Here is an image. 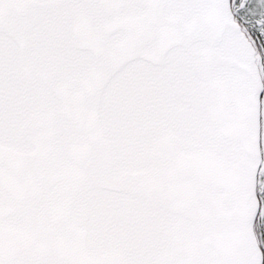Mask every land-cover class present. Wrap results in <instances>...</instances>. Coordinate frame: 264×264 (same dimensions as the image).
I'll list each match as a JSON object with an SVG mask.
<instances>
[{
	"label": "snow or ice",
	"instance_id": "obj_1",
	"mask_svg": "<svg viewBox=\"0 0 264 264\" xmlns=\"http://www.w3.org/2000/svg\"><path fill=\"white\" fill-rule=\"evenodd\" d=\"M0 264H264V0H0Z\"/></svg>",
	"mask_w": 264,
	"mask_h": 264
}]
</instances>
